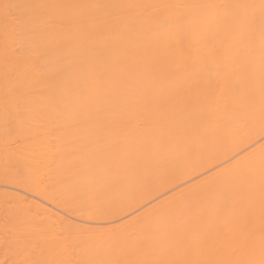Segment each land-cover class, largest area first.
Instances as JSON below:
<instances>
[{"label": "bare ground", "instance_id": "1", "mask_svg": "<svg viewBox=\"0 0 264 264\" xmlns=\"http://www.w3.org/2000/svg\"><path fill=\"white\" fill-rule=\"evenodd\" d=\"M36 1L0 0L4 218L58 223L28 264H264V0Z\"/></svg>", "mask_w": 264, "mask_h": 264}, {"label": "rangeland", "instance_id": "2", "mask_svg": "<svg viewBox=\"0 0 264 264\" xmlns=\"http://www.w3.org/2000/svg\"><path fill=\"white\" fill-rule=\"evenodd\" d=\"M33 1L35 2L36 0H33ZM36 2H37V1H36ZM257 26H258V25H257ZM260 26H261V25H260ZM260 26H259V27H260ZM262 26H263V25H262ZM262 26H261V27H262ZM245 27H247V26H245ZM255 27H256V26H255ZM255 27H253V28L256 29ZM257 28H258V27H257ZM261 29H262V28H261ZM261 29H258V30L260 31ZM263 29H264V28H263ZM247 30H248V29H247ZM250 30H251V29H250ZM254 32H256V31L254 30ZM258 33H259V32H258ZM258 33H257V34H258ZM257 34L255 33V34H253V35H257ZM256 40H257V39H256ZM252 41H253V40H252ZM228 42H229V41H228ZM243 43H244V45H245V42H243ZM252 43H253V42H252ZM255 44H256V43H255ZM215 45H216V44H215ZM245 46H246V45H245ZM251 46H252V45H251ZM247 47H249V46L247 45ZM221 77H222V75H221ZM221 77L217 76L216 79H215V80H216V84H214L215 81H214V83H211V84H214V85L218 86V88H220V87H221L220 85L223 84V83H222V82H223L222 80H223V79H224V80H227V79H225V78H222V79H219L221 82H220V81H217V80H218L217 78H221ZM223 77H224V76H223ZM213 80H214V77H213ZM218 82H219V84H217ZM224 82H225V81H224ZM220 83H221V84H220ZM211 84H210V86H212ZM206 86H207V85H206ZM208 86H209V84H208ZM219 86H220V87H219ZM178 88H179V87H178ZM205 88H207V87H205ZM211 88H212V87H211ZM163 89H164V88H163ZM199 89H200V88H199ZM208 89H210V88H207V89H205V90L208 91ZM172 90H174V89H172ZM172 90H171V92H172ZM179 90H180V89H179ZM179 90H178V91H179ZM202 90H204V87H203ZM205 90H204V91H205ZM161 91L163 92L162 94H164V91H163L162 89H161ZM161 91L159 90V92H157V90H156V91L153 90V92H157V93H159V94H161ZM185 91H186V90H185ZM165 92H166V91H165ZM167 92H169V91H167ZM167 92H166V93H167ZM176 92H177V88H176ZM182 92H183V91H182V89H181V93H182ZM188 92H189V91H188ZM205 92H206V91H205ZM0 93H1V92H0ZM2 93H3V92H2ZM166 93H165L164 95H167V94H168V93H167V94H166ZM172 93H175V92L173 91ZM196 93H197V94L200 93V95H201L202 92H201V90H200V92L197 91ZM206 93H207V92H206ZM206 93H205V94H206ZM177 94H178V92H177ZM185 94H187V91L185 92ZM188 94H189V93H188ZM168 95H169V94H168ZM170 95H171V93H170ZM172 95H173V94H172ZM172 95H171V96H172ZM175 95H176V94H175ZM180 95H181V94H180ZM182 95H183V93H182ZM203 95H204V94H203ZM204 96H205V95H204ZM0 103H1V104H0L1 106H6V105H8V104H6V102H5L4 104H3V102H0ZM7 103H8V102H7ZM5 104H6V105H5ZM152 107H153V106H152ZM188 107L191 108V106H188ZM1 108H2V107H1ZM1 108H0V111L2 110ZM149 108L153 110L154 107H153V108L149 107ZM150 109L148 110V108H147L148 111H150ZM152 110H151V111H152ZM186 110H187V107H186ZM188 110H190V109L188 108ZM188 110H187V111H188ZM74 126H76V125H73V127H74ZM77 126H79V125H77ZM91 131H92V130H91ZM91 131H90L91 134H89V135L94 134L93 132L95 131V129H93V132H91ZM93 136H94V135H93ZM263 136H264V135H263ZM263 136L261 137L262 139L264 138ZM69 137H70V136H69ZM65 138H66V137H65ZM71 138H72V137H70L69 140H70ZM75 138H76V137H75ZM89 138H90V136H89ZM60 139H61V138H60ZM72 139H73V138H72ZM72 139H71V140H72ZM93 139H96V138H93ZM58 140H59V139H57V141H58ZM63 140H67V139H63ZM69 140H68V141H69ZM75 140H76V141H77V140L80 141V139H75ZM75 140H73L72 142L70 141V142H69V145H70V143H73V142H74L76 145L73 143V144H74V146L72 145L73 148H74L75 146L78 147V150H79L80 152L77 151V148H76V149L74 148L73 151H75L76 154H75V152L73 153L74 156H73V154H71L73 157L71 158L72 160H71L70 162H67L68 165H69V164H70V165H73V164L76 163V162L78 163V162L80 161V160H79L80 158H79V159H77V158L81 156V150L84 149V148H85V149H88V147H89L91 144L93 145V143H94V142L91 143L93 140L90 139L91 142L88 141V142H89V146H87V145H86V144L88 143L87 140H89L88 137H87V138H85V139L83 140V142H84V144H85L86 146H85V145H82L83 148H82V147L79 148V147H80L79 145H80V143H81L82 141H80V143L77 144L78 141L75 142ZM259 140H260V139H258L257 141H259ZM50 141H52V143H54V142L56 141V139H55V138H54V140H53V139H50ZM53 141H54V142H53ZM94 141H96V140H94ZM108 141H109V139H108ZM58 142H59V141H58ZM61 142H62V141H61ZM65 142H66V141H65ZM97 142H98V140H97ZM55 143H56V142H55ZM13 144L15 145V143H13ZM56 144H58V143H56ZM59 144H61V143H59ZM62 144H68V143L66 142V143H62ZM7 145H8V144H7ZM14 145H11V146H14ZM54 145H55V144H54ZM11 146L9 145V148H10ZM7 147H8V146H7ZM86 147H87V148H86ZM93 147H94V145H93ZM73 148H72V149H73ZM91 148H92V146H91ZM73 151H72V152H73ZM72 152H71V153H72ZM77 152H78V153H77ZM61 153H62V152H61ZM64 153H65V152H63L62 154H64ZM66 153H67V152H66ZM66 153H65V154H66ZM55 154H58V153H55ZM68 154H70V153L68 152ZM68 154H66V155H68ZM79 154H80V155H79ZM58 155H59V154H58ZM58 155H57V156H58ZM66 155H65V156H66ZM55 156H56V155H55ZM55 156H54V157H55ZM57 156H56L55 158H54V157H53V158H54V159H57ZM59 156H61V155H59ZM62 156H64V155H62ZM75 156H76V158H75ZM69 157H70V156H69ZM69 159H70V158H69ZM73 159H74V160H73ZM75 159H76V161H75ZM78 160H79V161H78ZM71 162H72V164H71ZM77 163H76V164H77ZM68 165H67V166H68ZM70 165H69V167H71ZM73 166H75V164H74ZM12 169H13V168H12ZM18 172H19V171H18ZM20 172H22V175H19ZM20 172H19V174H17V176L19 175V179H20V176H23V175H25L26 173H27V175H29L28 172H24V170H22V169L20 170ZM23 172H24L25 174H23ZM15 174H16V173H15ZM15 174H14V175H15ZM10 175H11V174H10ZM11 176H12V175H11ZM33 176H34V175H32V177L30 176L29 178H33ZM37 176H39V175H37ZM51 176H52V175H51ZM26 177H27V176H26ZM26 177H24V178H26ZM35 177H36V176H35ZM44 177H45V180H44ZM38 178H40V180H39L40 182H41L42 180H43V181H46V180H47L46 182L49 183L48 185H50L51 187H52L53 184H54V186H55V185L59 182V180H57V178L49 177V176H45V175H41V177H38ZM42 178H43V179H42ZM16 179H18V178H16ZM21 180H23V179H21ZM21 180H13L14 182L10 181V182H12V184L14 183L13 185L10 184V183H9V184H6V182L4 183L3 181H1V183H0V191H1V192H0V199L2 200V203H1V200H0V209H1V210H0V217L2 218V216H3V219H4V220H3V219L0 218V219H1V220H0V223H1V221H2V222H5V223L0 224V233H1V235H0V236H1V237H0V240H2V244H1V241H0V244H1L0 246H4V247H5V248L0 247V254H1L0 257L2 258V256H3L2 248L5 249V250H6V248H7V251L4 250V252H5L4 255L6 254V252L8 253V254H6V255H8V256H5L6 259L3 258V260H2V259L0 260V263L2 262V263H4V264H7V263L9 264V263H11V261H12V264H15V263H17V264H18V263H20V264H21V263H27V264H28L29 262H31L30 259H32V258H30L29 255L26 254V251H28L29 249H26V250H25L24 248H26V247H24V246L29 242V241H27V240H28V238H29V234L31 235V233H32V231H33V229H34V225H36V226H38V227H42V226L45 227V226H47V225L49 224V228H50V225H51L52 228H54V226L57 227V225H58V223L55 222V220L53 221V219H52L51 217L48 219L47 217H49V216L45 217L44 215H39L38 218H37L36 215H35V213H34V214H32V215L30 214L29 217L27 216V217H28V220L25 219L26 217H25V218H22V217H21V218H19V219H17L18 217H17V218L14 217V219L12 220V222L14 221L13 223H15V226H14V224H13V226L11 227V230L13 229L12 231H11V230H8V229H10V227H8V226H9L10 224L12 225V223H9V222H11V221H10L9 218H8L9 220L6 218L7 216L4 218V216L6 215V213H5V209L10 208L13 204H15V205L19 204V205H20V204L22 203V201H19V200H21V199L24 198V197H22V198H20V199H17V198H19V196L17 197V194H16L17 192H19L18 194H20V196H25V197H30V196H31V195L27 194V192H25V190H24V191L22 190V189H23V188H22V187H23L22 185H24V181H25V180H24L23 182H21ZM60 180H61V179H60ZM17 181H19V184H21V183H22V184H21V185H17V184H16ZM20 182H21V183H20ZM7 183H8V181H7ZM47 183H44V184L47 185ZM40 184L43 186V183H42V182H41ZM16 185H17V186H16ZM46 185L44 186L45 188H47ZM48 185H47V186H48ZM7 186H8V187H7ZM10 186H11V187L13 186L12 189H11ZM18 186H19V187L21 186V187H20L21 189L18 190ZM25 186H26V185H25ZM54 186H53V187H54ZM16 187H17V188H16ZM52 189H53V188H51V190H52ZM13 190H14V191H13ZM20 190L23 191V192H21ZM53 190H54V189H53ZM8 191H9V192L12 191L13 193H12V192L9 193ZM14 192H16V193H15L16 198L13 196V195H14ZM6 193H7L8 195H7ZM4 194H5V195H4ZM24 194H25V195H24ZM3 195H4V196H3ZM9 195H12L11 197H13V199H16V200H13L11 197L9 198ZM2 196H3V197H2ZM1 197H2V198H1ZM5 197H7V198H5ZM35 199H36V198H35ZM3 200H4V201H7V202H4ZM15 201L18 202V203H15ZM24 201H26V200H24ZM3 202H4V203H3ZM26 202H27V205L30 203L29 201H26ZM26 202H25V203H26ZM28 202H29V203H28ZM6 203H7V204H8V203H11L12 205L9 204V205H11V206H9V205L7 206ZM2 204H3V205H2ZM29 205H30V204H29ZM4 206H5V208H4V211H3L2 208H3ZM1 207H2V208H1ZM1 211H2V213H1ZM32 211H33V210H32ZM60 211H62V210H60ZM63 211H64V210H63ZM63 211L60 212V214H61L62 216L65 215V214H64L65 211H64V212H63ZM3 212L5 213L4 215H3ZM66 212H67V211H66ZM31 213H33V212H31ZM1 214H2V216H1ZM127 214H128V213H127ZM127 214H125V216H126ZM46 215H47V214H46ZM66 215H67V216H66ZM66 215L64 216L65 218L71 219V221H73V222L76 221V224H77V222H78L79 224H81V221H82V224L86 225L87 227H91V228H94V226H95V227H98V226H104V225L107 226V225H110V224H111V223H108V222H112V221H114V219L116 220V216H115V217L113 216L114 218H112V216H110V214L105 215V216H101V217H98V218H94L95 221H94L92 218H91L92 220L90 219V221H89V219H84V220H81V219H80V220H79V218H77L76 216L74 217V216H73L72 214H70L69 212H67ZM71 215H72V218H73L74 220H72V218L70 217ZM106 216H108V217H106ZM123 216H124V215H123ZM110 217H111V219H109ZM103 218H104L105 220H104ZM119 218H120V217H119ZM6 219H7V221H9V222H6ZM16 219H17V220H16ZM21 219H22V220H21ZM51 219H52V221H49V220H51ZM77 219H78V220H77ZM96 219H97L98 221H97ZM100 219H101V220H100ZM107 219H108V220H107ZM18 221H19V222H18ZM25 221H26V222H25ZM57 221H58V220H57ZM59 221H61V220H59ZM91 221H92V222H91ZM96 221H97V222H96ZM103 221H104V223H103ZM16 222H18L19 225H18V223L16 224ZM51 222H55V223H51ZM86 222H87L88 224H87ZM90 222H91V223H90ZM7 223H8L9 225H7ZM20 223H21V224H20ZM25 223H26V224H25ZM46 223H48V224H46ZM59 223H61V222H59ZM107 223H108V224H107ZM27 224H28L30 227H28ZM79 224H78V225H79ZM6 225H7V226H6ZM11 225H10V226H11ZM20 225H21V226H20ZM1 226H3V227L1 228ZM5 226H6V228H5ZM22 226L25 227L23 230L21 229L22 232H25L26 229H28L27 233H28V232H29V233H28V235L26 234V235H27V239L24 238V237H25L24 234H25L26 232L23 233V234H21L22 232L19 230V228H23ZM7 227H8V228H7ZM15 227H16V228H15ZM43 227H42V228H43ZM56 227H55V228H56ZM70 227L72 228V227H74V226H70ZM70 227H69V228H70ZM77 227H78V226H77ZM77 227H76V228H77ZM59 228H60V227H59ZM63 228H64V227H63ZM76 228H75V229H76ZM4 229L6 230V233L8 232V233H7V236H8V237L6 236V233L3 234V232H5ZM37 229H38V228H37ZM39 229H40V228H39ZM81 229H82V228H81ZM47 230H48V229H47ZM54 230H55V229H54ZM61 230H62V229H61ZM1 231H2V232H1ZM9 231H10V232H9ZM15 231H16V232H15ZM17 231H18V232H17ZM19 231L21 232L20 234H18ZM48 231H50V230H48ZM58 231H59V230H58ZM58 231L56 230L55 232H58ZM60 232H61V231H60ZM62 232H64V231H62ZM10 233H11L12 235H9ZM14 233H16V234H15L16 236L14 235ZM2 234H3V235H2ZM17 234H18L19 236H17ZM22 235H23L24 237H23ZM4 236H5L6 238H5ZM14 237H15V238H14ZM17 237H19L18 240L21 241V242H18L19 244H20V243H23V244H24L23 240H24V241L26 240L27 243H26L24 246L21 245V244H20L21 246H19L18 244H16L17 242L15 243V241H17ZM21 237H22V238H21ZM3 238H4L5 240H4ZM11 238H12V239H11ZM3 240H4V241H3ZM8 242H9V243H8ZM13 243H15L16 245L13 244ZM10 244H11L12 246H11ZM9 245H10V246H9ZM14 245H15V246H14ZM8 246L10 247V248H9L10 250L8 249ZM16 246L19 247V248H21L22 250H19V248H17ZM22 246H23L24 248H22ZM27 246H28V244H27ZM30 247H31V246H30ZM27 248H29V247H27ZM11 249H13V252H12ZM14 249H15V251H14ZM17 250H18V251H17ZM24 250H25V251H24ZM21 251H22V253H23V252H25V253L22 254ZM9 252H10L11 254H10ZM28 252H29V251H28ZM28 252H27V253H28ZM16 254H17V256H16ZM25 254H26V255H25ZM11 255H12V256H11ZM18 256H19V257H18ZM9 258H10V259H9ZM8 259H9V262H8ZM4 260H6V261H4ZM15 260H16V261H15ZM17 260H19V262H17ZM32 261H33V260H32ZM6 262H7V263H6ZM31 263H32V262H31Z\"/></svg>", "mask_w": 264, "mask_h": 264}]
</instances>
